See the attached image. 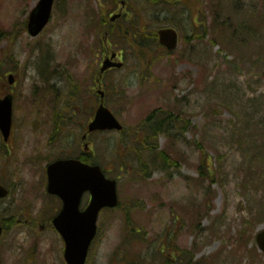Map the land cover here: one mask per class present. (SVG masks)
<instances>
[{
	"label": "rangeland",
	"instance_id": "rangeland-1",
	"mask_svg": "<svg viewBox=\"0 0 264 264\" xmlns=\"http://www.w3.org/2000/svg\"><path fill=\"white\" fill-rule=\"evenodd\" d=\"M126 1L111 22L119 1L55 0L31 36L39 0H0V98L14 93L0 220H36L0 237V264H67L39 180L79 154L109 45L125 65L102 89L125 131L92 133L90 158L117 179L120 204L99 218L87 264H264V0ZM166 26L179 32L171 52L155 35Z\"/></svg>",
	"mask_w": 264,
	"mask_h": 264
},
{
	"label": "water",
	"instance_id": "water-1",
	"mask_svg": "<svg viewBox=\"0 0 264 264\" xmlns=\"http://www.w3.org/2000/svg\"><path fill=\"white\" fill-rule=\"evenodd\" d=\"M54 0H40L29 20V30L37 35L48 23ZM115 19V16L114 18ZM160 41L169 49L177 46L178 35L175 29L165 28L159 31ZM116 54H113V57ZM122 63L107 58L101 67L104 72L110 67H121ZM13 79V77H12ZM103 95V93H102ZM12 123V98L0 101V126L8 137ZM122 124L112 111L102 102L89 124V130L121 129ZM49 191L60 195L65 203L61 213L55 218L54 224L62 234L65 242V258L68 264H85L89 247L97 232V219L100 210L105 206L118 204L117 182L106 178L99 165H89L77 159L60 160L49 167ZM91 190L90 206L79 210L81 197L86 190ZM7 190L0 186V197ZM2 229L0 228V234ZM257 242L264 252V229L258 232Z\"/></svg>",
	"mask_w": 264,
	"mask_h": 264
},
{
	"label": "flooded vegetation",
	"instance_id": "flooded-vegetation-1",
	"mask_svg": "<svg viewBox=\"0 0 264 264\" xmlns=\"http://www.w3.org/2000/svg\"><path fill=\"white\" fill-rule=\"evenodd\" d=\"M87 137H88V135H87ZM87 143L91 144L90 137L85 139L84 141H82L81 146H80L79 154L66 155V156H64V158H72L74 156H77V157L82 158L84 161L90 162L91 161V158H90L91 157V152L90 151H93V148L91 146L90 149H88L86 147ZM48 160H50V158H48L46 162H48ZM83 197L84 198H83L82 206L85 207L87 205V203H88L89 198H90V193L86 192ZM57 207H58V205L56 206V209H57ZM18 222H22L23 224H30V225L34 224L32 217H27V219H24V220L23 219H19ZM42 227H45V226L42 225Z\"/></svg>",
	"mask_w": 264,
	"mask_h": 264
},
{
	"label": "trees",
	"instance_id": "trees-1",
	"mask_svg": "<svg viewBox=\"0 0 264 264\" xmlns=\"http://www.w3.org/2000/svg\"><path fill=\"white\" fill-rule=\"evenodd\" d=\"M116 1L118 2V0H116ZM179 1H182V0H179ZM166 21H167V22H170L168 19H166ZM111 26H112V25H111ZM107 32L110 33V29H108ZM150 121H151V120H149V123H150ZM156 130H157V131H156ZM160 130H161L160 125L155 126V127L153 128V131H156V132H155V134H156L155 136H158V134L161 132ZM163 157H164V160L166 161L167 158H166V154H165V153H162V158H163ZM243 229H244V228H243ZM254 256H255V255H253V257H254ZM253 257H252V258H253ZM167 262H169V260H168ZM167 262H166V263H167Z\"/></svg>",
	"mask_w": 264,
	"mask_h": 264
},
{
	"label": "bare ground",
	"instance_id": "bare-ground-1",
	"mask_svg": "<svg viewBox=\"0 0 264 264\" xmlns=\"http://www.w3.org/2000/svg\"><path fill=\"white\" fill-rule=\"evenodd\" d=\"M190 209H192V208H188V211H190ZM196 209V208H195ZM173 210V209H172Z\"/></svg>",
	"mask_w": 264,
	"mask_h": 264
}]
</instances>
